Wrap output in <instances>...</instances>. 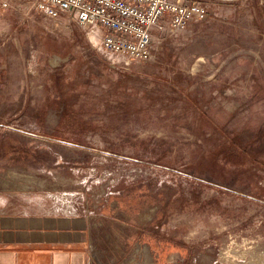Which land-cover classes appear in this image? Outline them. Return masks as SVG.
<instances>
[{"label":"rangeland","instance_id":"obj_1","mask_svg":"<svg viewBox=\"0 0 264 264\" xmlns=\"http://www.w3.org/2000/svg\"><path fill=\"white\" fill-rule=\"evenodd\" d=\"M188 1L138 60L0 0V198L87 215L92 264H264V17Z\"/></svg>","mask_w":264,"mask_h":264},{"label":"built area","instance_id":"obj_2","mask_svg":"<svg viewBox=\"0 0 264 264\" xmlns=\"http://www.w3.org/2000/svg\"><path fill=\"white\" fill-rule=\"evenodd\" d=\"M1 3L7 7L10 0ZM31 5L51 19L66 15L84 28H100L98 48L109 59H151L154 27L163 29L169 20L175 29H183L207 15L202 3L188 0H32Z\"/></svg>","mask_w":264,"mask_h":264},{"label":"crops","instance_id":"obj_3","mask_svg":"<svg viewBox=\"0 0 264 264\" xmlns=\"http://www.w3.org/2000/svg\"><path fill=\"white\" fill-rule=\"evenodd\" d=\"M90 31V41L101 40L100 28ZM89 228L85 214L35 212L2 197L0 264H92Z\"/></svg>","mask_w":264,"mask_h":264},{"label":"trees","instance_id":"obj_4","mask_svg":"<svg viewBox=\"0 0 264 264\" xmlns=\"http://www.w3.org/2000/svg\"><path fill=\"white\" fill-rule=\"evenodd\" d=\"M254 6L257 8L259 14H261L264 17V6L260 5L259 0H253ZM50 71L55 70L53 68H49ZM92 71V68L90 69ZM55 80L58 82L61 78L60 72H55ZM58 74V75H57ZM177 83L180 85V80L176 79ZM175 86V85H174ZM173 90V89H172Z\"/></svg>","mask_w":264,"mask_h":264},{"label":"flooded vegetation","instance_id":"obj_5","mask_svg":"<svg viewBox=\"0 0 264 264\" xmlns=\"http://www.w3.org/2000/svg\"><path fill=\"white\" fill-rule=\"evenodd\" d=\"M29 181V180H28ZM19 192H23L22 190L21 191H19ZM91 228V227H90ZM90 228H89V233H88V235H89V237H88V248H89V251H91V249H92V247H93V244H92V234H91V230H90Z\"/></svg>","mask_w":264,"mask_h":264}]
</instances>
